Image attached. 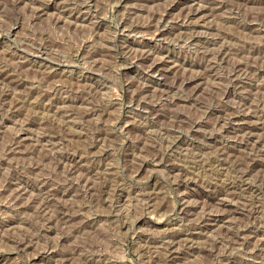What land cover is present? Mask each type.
Listing matches in <instances>:
<instances>
[{"label":"rangeland","instance_id":"374dc122","mask_svg":"<svg viewBox=\"0 0 264 264\" xmlns=\"http://www.w3.org/2000/svg\"><path fill=\"white\" fill-rule=\"evenodd\" d=\"M0 264H264V0H0Z\"/></svg>","mask_w":264,"mask_h":264},{"label":"bare ground","instance_id":"6f19581e","mask_svg":"<svg viewBox=\"0 0 264 264\" xmlns=\"http://www.w3.org/2000/svg\"><path fill=\"white\" fill-rule=\"evenodd\" d=\"M39 1V0H38ZM49 1V0H48ZM49 5V4H48ZM41 6V5H40ZM195 12V11H194ZM169 24V23H168ZM157 25V24H156ZM239 66V65H238ZM259 78V77H258ZM167 88V87H166ZM224 118V117H223ZM229 120V119H228ZM225 121V120H224ZM239 128V127H238ZM178 133V132H177ZM222 133V132H221ZM163 134V133H162ZM108 137V136H107ZM261 144V143H260ZM196 147V146H195ZM203 153V152H202ZM73 161V160H72ZM196 161V160H195ZM217 181V180H216ZM239 185V184H238ZM26 187V186H25ZM262 189V188H261ZM248 198V197H247ZM227 222V221H226ZM196 223V222H195ZM248 257V256H247Z\"/></svg>","mask_w":264,"mask_h":264}]
</instances>
